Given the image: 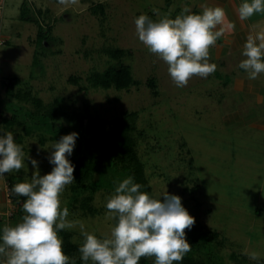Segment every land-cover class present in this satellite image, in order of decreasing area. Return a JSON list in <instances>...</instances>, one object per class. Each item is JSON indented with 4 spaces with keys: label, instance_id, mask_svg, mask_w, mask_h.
<instances>
[{
    "label": "rangeland",
    "instance_id": "374dc122",
    "mask_svg": "<svg viewBox=\"0 0 264 264\" xmlns=\"http://www.w3.org/2000/svg\"><path fill=\"white\" fill-rule=\"evenodd\" d=\"M195 2L79 0L64 6L58 0H0V134L12 132L26 157V168L0 177V236L4 226L17 225L26 214V198L17 195V212L9 184L30 181L34 169L27 157L38 162L41 176L49 173L54 167L50 147L60 140L44 126L29 134L23 125L7 129L3 120L15 113L10 106L21 104L24 112L51 116L55 125L78 134L67 157L75 179L62 193L61 207L68 208L69 220L82 221L97 238L110 234L116 223L106 218L107 199L132 176L142 185L140 191L161 202L165 190L179 196L209 237L204 247H194L193 263L173 264H255L249 251L264 258V132L248 125L255 115L264 117V108L229 99L239 95L223 88L229 75L219 68L212 48L209 63L217 70L177 87L166 63L136 32L139 15L174 19L185 5L192 11ZM40 27L49 41L39 45ZM122 63L129 67L128 86L95 87L90 81L92 74ZM10 79L17 80L19 94L13 101L5 91ZM103 131L115 135L103 143ZM79 165L88 174L81 181L75 174ZM58 235L63 246L73 248L67 256L84 264L79 228ZM139 264H154V257L141 258Z\"/></svg>",
    "mask_w": 264,
    "mask_h": 264
},
{
    "label": "clouds",
    "instance_id": "9594fccd",
    "mask_svg": "<svg viewBox=\"0 0 264 264\" xmlns=\"http://www.w3.org/2000/svg\"><path fill=\"white\" fill-rule=\"evenodd\" d=\"M60 5H77L79 0H58ZM202 12L193 14L185 5L174 19L168 15L153 21L146 14L134 23L139 41L150 53L168 66L174 84L187 86L194 77L207 78L217 70L209 63L210 49L217 40L235 30L223 7L201 5ZM157 12V10H153ZM241 21L264 14V0H243L237 9ZM239 67L249 79L264 73V30L249 34L243 46ZM77 133L64 135L51 145L49 163L52 170L41 176L35 159L27 157L34 169L29 182L16 184L12 192L25 197L26 213L22 222L4 226L0 236V257L3 264H76L63 251L61 230L79 228L84 237L79 247L84 264H139L141 258H153L154 264L180 262L191 251L185 230L195 219L182 206L179 196L165 190L163 202L140 191L142 185L129 176L115 188L107 199L106 218L115 220L110 234L97 238L86 230L82 221L69 220V210L61 207V195L74 182L71 156ZM22 146L14 141L12 132L0 137V177L26 168ZM250 260H259L260 253L246 252Z\"/></svg>",
    "mask_w": 264,
    "mask_h": 264
},
{
    "label": "crops",
    "instance_id": "0c3cea01",
    "mask_svg": "<svg viewBox=\"0 0 264 264\" xmlns=\"http://www.w3.org/2000/svg\"><path fill=\"white\" fill-rule=\"evenodd\" d=\"M243 0H196L192 5V11L200 14L201 5L209 7H223L227 13L228 20L235 24V30L231 33H225L224 36L217 40L216 45L212 48L214 60L219 62V68L225 71L228 78L223 84V88L231 89L235 95H239L238 100L232 102H249L255 103L256 106L264 108V73L260 74L257 79H249L248 74L239 67L240 62L246 59L242 55L243 46L249 34H255L257 31L264 30V14H256L250 19L241 21L238 15V7ZM244 96L242 99L240 96ZM241 98V99H240ZM234 118H239L236 113ZM248 125L259 131L264 132V117L255 115L254 119H248Z\"/></svg>",
    "mask_w": 264,
    "mask_h": 264
},
{
    "label": "trees",
    "instance_id": "16d2710c",
    "mask_svg": "<svg viewBox=\"0 0 264 264\" xmlns=\"http://www.w3.org/2000/svg\"><path fill=\"white\" fill-rule=\"evenodd\" d=\"M165 3L167 6H170L171 0H165ZM197 14V13H196ZM23 17V16H22ZM28 19V18H27ZM25 17H23V20H27ZM49 41V38L46 37V32L42 31L41 27L38 30L36 42L40 45L44 42ZM36 62V59L34 60ZM90 81L92 84L96 87H103V88H109L111 85L116 86L117 88H123L128 86L131 83V77L129 74V67H127L125 64L119 65V67H109L107 70H105L103 73H95L92 74L90 77ZM17 82L16 79H10L5 84V91H6V97L13 101V99L17 100L19 99V94L15 91V83ZM10 110H13L15 113L10 119H4L3 122L7 129L11 128L14 125H23L24 131L26 133H31L36 128H40L43 126L46 127L49 131L54 133V136L57 138H61L64 135L71 134V132H68L63 127H59V125H55V123L51 120V116L48 115H39L37 112H31V111H23L24 108L21 104L19 106H16L15 108H12L10 106ZM53 111V110H52ZM51 111V112H52ZM55 111V110H54ZM50 112H48L49 114ZM24 119V120H23ZM5 134V133H4ZM100 135V140L104 143L107 140H110L115 135V132L105 133L103 131ZM3 133L0 134V137H3ZM16 143V142H15ZM76 177L81 181L82 178L87 174L86 168L82 167L81 165L76 167L75 170ZM88 175V174H87ZM16 184L11 182L9 184L10 188V194L9 197L11 200L18 205L17 212L21 211V203L20 198L16 194L12 192L13 187ZM83 187L82 186H75L73 189L75 192H79V190ZM201 227L195 222L193 227L189 230H185L186 239L187 241L192 245V249L190 252H188L183 260L181 262L186 263H193V255H194V247L196 246H203L204 241H208L209 237L207 235L203 234L201 232ZM214 237H217V234H213ZM73 248L68 245L63 246V251L66 255H68ZM233 259L237 260L234 255L232 256ZM201 264H211V262H205ZM255 264H264V258H260L259 260H256Z\"/></svg>",
    "mask_w": 264,
    "mask_h": 264
}]
</instances>
